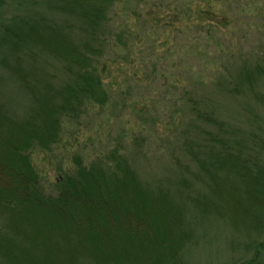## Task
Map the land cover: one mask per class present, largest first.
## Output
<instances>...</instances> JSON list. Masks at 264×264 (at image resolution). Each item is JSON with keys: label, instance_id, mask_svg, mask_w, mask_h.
<instances>
[{"label": "trees", "instance_id": "1", "mask_svg": "<svg viewBox=\"0 0 264 264\" xmlns=\"http://www.w3.org/2000/svg\"><path fill=\"white\" fill-rule=\"evenodd\" d=\"M115 2L23 0L21 11L0 19V264H37L35 253L45 264H79L86 258L92 264L180 263L184 243L176 256L169 251V199L140 179L134 153L115 146L87 164L73 155L72 169L51 193L44 191L30 159L34 149L50 151L64 125L77 123L88 105L114 104L104 87L103 64L112 42L122 44L110 24ZM261 75L258 65L244 63L223 86L251 89ZM9 84L22 90L21 105L4 91ZM197 101L188 99L190 115L178 123L177 153L209 182L201 206L221 216L223 204L237 197V207L253 203L263 210L264 147L256 137L228 129L203 108L206 102ZM202 125L209 130L200 132ZM67 249L78 255L60 263Z\"/></svg>", "mask_w": 264, "mask_h": 264}, {"label": "rangeland", "instance_id": "2", "mask_svg": "<svg viewBox=\"0 0 264 264\" xmlns=\"http://www.w3.org/2000/svg\"><path fill=\"white\" fill-rule=\"evenodd\" d=\"M22 1L0 0L1 21L21 11ZM109 17L122 35L103 64L104 87L114 104L88 105L77 123L64 125L50 151L30 152L44 191L54 192L56 180L72 169L73 155L87 164L120 146L134 153L135 170L149 189L169 199L173 257L184 243L179 264H264V208L237 207V197L223 204L221 216L201 206L209 182L177 153L178 123L190 115L192 98L206 102L203 108L228 129L256 137L264 147V0H116ZM244 63L258 65L261 81L251 89L236 83L226 89L224 79L235 78ZM2 74L0 69L3 79ZM4 91L19 105L25 101L13 84ZM261 161L264 166V153ZM68 250L60 263L78 255ZM34 256L37 264L47 261ZM79 264L92 263L86 258Z\"/></svg>", "mask_w": 264, "mask_h": 264}]
</instances>
